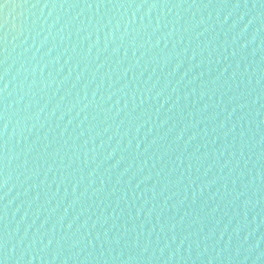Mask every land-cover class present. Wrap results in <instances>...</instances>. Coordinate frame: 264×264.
Wrapping results in <instances>:
<instances>
[{
    "label": "water",
    "instance_id": "water-1",
    "mask_svg": "<svg viewBox=\"0 0 264 264\" xmlns=\"http://www.w3.org/2000/svg\"><path fill=\"white\" fill-rule=\"evenodd\" d=\"M0 264H264V0H0Z\"/></svg>",
    "mask_w": 264,
    "mask_h": 264
}]
</instances>
